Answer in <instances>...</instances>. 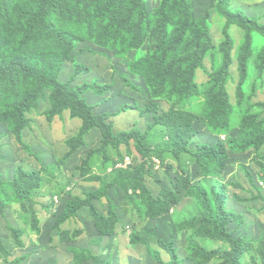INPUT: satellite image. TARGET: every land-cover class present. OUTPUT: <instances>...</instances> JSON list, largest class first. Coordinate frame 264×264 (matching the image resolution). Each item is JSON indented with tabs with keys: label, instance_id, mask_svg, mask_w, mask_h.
<instances>
[{
	"label": "rangeland",
	"instance_id": "obj_1",
	"mask_svg": "<svg viewBox=\"0 0 264 264\" xmlns=\"http://www.w3.org/2000/svg\"><path fill=\"white\" fill-rule=\"evenodd\" d=\"M161 1L143 0L141 6L135 7L121 0H53L52 9L71 18L70 25L63 27L62 30L75 45L70 54L71 60L62 65L59 81L70 85L73 90L82 85L94 83L100 86H111L112 89L119 85L123 90L124 83L121 76L126 72L136 86L144 87L141 93L132 92L133 95L138 96V104L142 108L147 102L154 100V95L143 78H137L127 72L130 61H136L143 56H152L156 60V67L163 68L167 74L181 81L183 76L181 64L174 62L172 57L165 61V49L160 47L161 34L156 11ZM227 2L231 10L240 11L246 17L256 18L259 24L264 25V0H227ZM194 5L197 17L208 16L209 43L199 45L193 37H181L174 29L169 32V40L172 44L180 43L179 55L188 59L189 63L195 60L200 62L201 66L195 72L194 81L200 91L201 99L218 97L224 89L228 95V101L235 107V114L241 117H253L264 128V61L260 58V49L264 44L262 36L257 34L255 37L253 52L246 61L244 77L241 72V60L244 58V53L241 51L244 45V32L235 25L230 27L229 33L234 40V48L227 55L222 47L225 40L223 31L226 20L217 13L216 0H194ZM101 36L107 38L104 47L96 43ZM111 45L119 47L125 57L120 58L115 55L116 51L111 49ZM79 68L81 71L76 75ZM34 83L33 78L20 72L18 75L8 76V80L0 81V91L12 92L16 100L20 101L29 92V86ZM115 90L117 95L121 91L116 88ZM49 96L50 92L44 91V99L40 102L39 110L27 116L30 126L26 131L24 130L27 144L35 146L41 152L44 151L43 146L46 144L52 147L49 153L44 155L47 159L51 154L56 153L54 162L47 166H51L53 171L45 176V186L34 193L39 231L32 228L35 214L29 203L26 202L23 206L9 205L6 212L0 216V241L8 253L0 254V264H74L73 259L76 253H73V249L83 251L88 248H92L93 254L99 257V261L108 258L109 254L106 253L112 250V245L109 246L106 243L107 251L102 252L96 244L92 243L97 235L96 230H93L94 218L89 208L81 209L72 217L63 215L66 220L59 221L71 199L75 197L86 199L89 193L97 191L91 180L98 175L93 173H107L108 167L105 165L108 163L109 169L115 170L116 166L123 164L126 158H130L135 164L139 163L138 149L134 142L129 143L128 147L109 148L107 151L95 153L103 144L99 129L92 131L86 148L80 149L74 158L65 160L66 155L63 153L65 143L62 142L66 138L74 137L81 123L76 121L78 125L72 122L69 124L64 118L56 123L54 120L49 123L44 115L50 110ZM133 102L136 104L132 98L121 103L115 102L109 109L117 112L125 103L131 106ZM168 108L169 105L163 102L161 113ZM7 119L6 112L0 108V122ZM205 125L199 121L195 123L198 131L207 127ZM66 127L67 129L70 127L69 132L65 130ZM133 129L130 128V131ZM147 129L148 125H145L144 131L146 132ZM160 132V129L156 128L147 133L142 146V157L149 156L150 148L161 136ZM238 132L239 130L236 129L231 135L236 136ZM224 137L222 141L225 142L228 135ZM218 140L220 138L216 135L215 140L207 138L206 144L196 141L192 144V148L197 150L198 146L207 144L212 147ZM26 158L28 156L25 151L16 144L7 127L0 123V179L11 180L18 168L27 171L38 168L34 160ZM24 160L29 166L22 162ZM149 162H151L149 168L153 169L151 174L156 181L166 178V164L160 163V169H156L157 165L153 166L151 159ZM110 175L112 174L109 173L107 177ZM189 177L201 184L212 181L206 180L197 166L189 168ZM259 180L264 182V147L258 151L248 150L242 154L229 151L228 166L222 175L221 182L216 184V194L218 193L216 197L219 198L220 203H223L224 209L240 216L238 223L230 224L228 227L234 239H237V242L242 240L243 243H249L248 251L238 260V264H264V191L259 187ZM150 183L153 185L152 180ZM100 185L105 187L102 182ZM129 191L133 196L135 195L132 190ZM119 192L117 198L121 202L123 199L128 202L125 199V192L122 189ZM55 196L58 198L57 204L53 202ZM103 201L104 199L95 201V205L105 214L110 210V200ZM172 209L173 212L155 225H153L154 222L146 225V221L141 218L128 222L123 225L122 234L138 231L144 234L145 240L156 248H160V240L168 245L175 243L182 254L189 253L187 237L194 230H202L212 236L219 235L217 234L218 226L214 220L210 223L209 218L201 214V209L195 201L187 205L186 212L176 207ZM191 215L193 216L190 217ZM12 228L21 231V235L19 234L21 244L15 242L11 233ZM63 232L67 233L66 240L61 239ZM123 241L127 242L126 238ZM124 242H122L123 245ZM207 242L211 245L215 243ZM231 247L229 243L216 242L214 250H218L220 255L210 264L225 262L228 258L226 251H230ZM194 252L202 258L205 257V253L197 247ZM114 258L128 261L131 257L123 254L119 257L115 255ZM17 259L21 261L14 263ZM82 264H96V262L88 261Z\"/></svg>",
	"mask_w": 264,
	"mask_h": 264
},
{
	"label": "trees",
	"instance_id": "obj_2",
	"mask_svg": "<svg viewBox=\"0 0 264 264\" xmlns=\"http://www.w3.org/2000/svg\"><path fill=\"white\" fill-rule=\"evenodd\" d=\"M121 1L135 7L141 6L143 2V0ZM52 5L53 0H0V81L8 80V76L18 75L20 72L26 73L35 80V83L29 86V92L20 101L16 100L12 92L0 91V108L6 112L8 118L0 123L7 127L15 142L31 155L29 148L23 142V132L30 124L27 116L39 110L40 102L44 99V91H49L50 110L44 114L49 123L56 117L62 118L65 113H69L70 119L81 122L76 136L65 142L68 148L66 158L81 149L85 145V138L95 129H99L103 137V144L95 153L107 151L109 148L128 147L129 143L134 142L137 145L139 158L138 164L133 162L134 167L132 165L128 169H115L110 177H106V181L101 176L92 179L91 181L102 182L105 187L103 188L102 185L98 191L89 193L86 199L78 197L71 199L62 216L72 217L81 209L89 208L100 236L92 242L99 244L103 238L115 234L119 222L116 206L112 202L106 215L95 205V201L108 198L109 189L120 187L125 192V199L143 220L168 216L172 208L182 201L178 193L184 191V197L194 198L201 209V214L208 217L210 223L214 220L219 234L212 236L202 230H194L189 236L187 247L190 259L196 264H210L219 258L218 250H208L197 241V238H204L229 243L232 247L230 251H226L228 258L221 264H238V260L248 251L249 243H243L242 240L237 242L238 240L234 239L228 229L230 224L239 222L240 216L224 209L223 203H220L219 198L216 197L218 196L216 184L220 182L217 178L223 175L228 166L229 151L242 154L248 150L258 151L264 147V128L253 117H241L235 114V107L228 101L224 89L218 97L201 99L200 91L194 81L195 72L201 66L200 62L195 60L189 63L188 59L179 55L180 43L172 44L169 40V32L174 29L181 37H193L199 45L209 43L208 16L195 15L194 0H162L156 11L161 34L160 47L165 49V61L172 57L174 62L181 64L183 69L181 81L167 74L163 68L156 67L154 57L143 56L129 63V72L145 80L144 82L152 89L154 100L147 102L144 108L135 104L123 106L114 114L95 116L93 107L87 104L83 95L92 93L101 97L111 87L92 84L82 85L73 90L70 85L59 81L62 65L71 60L70 54L75 45L62 30L70 23V16L55 12ZM216 11L226 20L223 31L225 40L222 47L227 55L234 48V40L229 33L230 27L235 25L244 32V45L241 49L244 58L241 60V72L245 77L246 61L253 52L256 35L262 36L264 40V25L259 24L256 18L246 17L240 11L231 10L227 0H216ZM106 39L105 36H101L96 43L104 47ZM112 48L116 51L115 55L120 58L125 57L119 47L111 45ZM260 58L264 61V44L260 49ZM80 71V68L77 69L76 75ZM123 81L134 91H142L129 81L127 75L123 76ZM160 101L169 105L167 111L161 113ZM192 108L194 110H191ZM130 111L138 112L141 118L153 116V123L148 126L146 132L135 127L131 131L116 135L110 121ZM198 121L206 124L209 132L219 136L220 140L215 146L200 145L197 150L192 149V144L199 135L195 127ZM156 128L160 129L161 136L150 148L149 156L142 157V146L146 135ZM236 129L239 130L238 134L231 135ZM225 135H228V138L224 142L221 137ZM150 159L153 161V166L155 160L163 165L166 164L168 174L173 171V166L167 164L169 161L178 165L174 188H163L159 197H155L146 184V176L153 177L151 174L153 169L149 168ZM191 166H197L201 169L203 177L212 181L202 184L194 182L189 177ZM51 171H53L51 167H42L39 171L18 168L11 180L0 179V216L6 212L9 205L23 206L26 202L35 214L34 193L43 188L44 178ZM44 173L46 175H43ZM129 190L135 195L133 196ZM65 220L66 217L63 216L59 222ZM32 228L39 231L36 214ZM11 233L15 242L21 244L19 241L21 231L12 228ZM66 235L67 233L63 232L61 239L66 240ZM130 242L146 245L149 254L160 264H182L172 243L168 245L159 241L160 247L171 255L170 262H164L160 253L144 242L138 233L130 234ZM196 247L205 253L204 258L195 254ZM73 253H76L74 264L98 260L90 249L83 251L73 249ZM0 254H8L2 241H0ZM20 261L21 259H17L14 263Z\"/></svg>",
	"mask_w": 264,
	"mask_h": 264
},
{
	"label": "crops",
	"instance_id": "obj_3",
	"mask_svg": "<svg viewBox=\"0 0 264 264\" xmlns=\"http://www.w3.org/2000/svg\"><path fill=\"white\" fill-rule=\"evenodd\" d=\"M127 72H129V71H127ZM124 75H127L129 81L133 85H135L132 82L131 77H129L130 75L126 74V72L121 76V80L122 81H123V76ZM131 75L139 78L135 74H131ZM122 81H121V83H122ZM116 83L118 85V81L117 80H116ZM123 83H124V81H123ZM94 84H96V83H94ZM137 87L140 88L142 91L144 90V87L142 85H138ZM115 88L118 89V90L119 89L121 90L120 92H118V95L116 93ZM133 91L134 90L132 88L127 87L126 84L124 83V89L123 90L118 85L117 87H114L113 89L111 88L108 92H105L103 94V96H101V97L94 96L92 93H87V94L83 95V98L85 99V101L87 102V104L89 106L93 107V113H94V115L95 116H100V115H105V114H114V113H116V110L113 111V110H110L109 109L110 106L114 105L115 102H120L121 103V102H124V100H128V99L131 100V98H132L133 101L134 100L136 101V105H138L140 108H142L138 104V102H139V98H137L138 96L133 95V93H132ZM138 93H139V91H138ZM162 103H163V101H160L159 102V104H160V110L162 109ZM129 105L130 104L125 103L124 106H129ZM134 105H135V102H133L131 106H134ZM165 111H167V109ZM65 115H67V117ZM63 118L69 124H71V122H72L75 125H78V123L76 121H79V120H72V119H70L69 118V113H65L62 118L56 117L53 120L56 123V121H58L59 119H63ZM110 123L113 125V127H114V133L116 135H118L121 132L130 131V128H135V127L138 128L139 130L145 132L144 131V127H145V125L146 126L147 125L149 126L151 123H153V116H145L144 118H141L138 112L130 111V112L126 113V114L121 115L120 117H117V118L112 119L110 121ZM80 125H78V129L77 130H79ZM29 126H30V124H29ZM27 129H25V131ZM65 130H67V132H69L70 127H69V129H67V127H66ZM196 130L198 131V129H196ZM25 131L23 132V142L29 148V150L31 152V155H29V154H27L25 152V154L28 156V158H26V159H28V160L29 159L34 160V162L38 166V168H33V170L34 171H39L40 168L47 167V166L51 165V163L54 162V157L56 158V153L51 154L49 159H47L46 156H44V155L46 153H49L48 151H50V149L52 147H50L49 145L46 144V146H43V147H45L44 148V151L41 152L37 148H35V146L27 144L26 143L27 142L26 141V136L24 134ZM94 131H96V129L93 130V132ZM198 133H199V135H198L196 141H200L201 144H206L207 143L206 142L207 141V138H208V140L210 138H212L213 140H215V136L216 135H214L211 132H209L208 129H207V127H204L202 129H200L198 131ZM91 134H92V131L85 138V140H84L85 145L82 147L83 149L87 147L88 138L91 136ZM67 140H69V138L64 139L62 143L64 144ZM63 147H64L63 153L66 155L65 157H67L68 148L66 147L65 144H64ZM78 151H80V149ZM77 152L74 153L73 155H71L69 158H65V160H70L71 158H74L75 155L77 154ZM22 162L25 163V164H27L29 166V164H28V162L26 160H24ZM168 163H169V165L173 166V171L170 174L166 173L167 180H166V178H163V179H160V180L156 181L153 177L146 176V184H147L148 188L153 192V194H154L155 197H159L161 195V190L163 188L173 189L174 188V184L176 183V174H177V170H178V165L176 163L172 162V161H169ZM105 166L108 167L107 168L108 169L107 173L104 172V173H93V174H97L98 176H101L102 179L106 181L107 180L106 177L108 176V174L109 173H113L114 170L111 169V168L109 169V167H110V164L109 163L106 164ZM132 167H134V166H132ZM221 178H222V176L220 178H217V179L221 180ZM150 180L153 181V185L150 183ZM206 180H211V179L206 178ZM194 182H196V181H194ZM207 182H209V181H207ZM91 183H94L92 185L94 186V189L95 190L98 191L100 189V186H101V185L99 186V184L101 183L100 181H92ZM119 190H121L120 187L111 188V189L108 190V198H103L105 202H107V201L110 200V202H112L116 206V213L118 215L119 222H118V224L116 226L115 234L112 237H105V238L102 239L101 243H99V244H96L95 243L96 246L98 248H100L99 250H101L102 252L107 251V249L105 248L106 243H108L109 246L112 245V250L111 251H107L108 253H106V254H109L108 255L109 257L106 258L103 261H99V257H97L98 260H97L96 264L97 263H105V262H109L110 264H160L159 262H157L155 260V258L152 255L149 254L146 245H144V244H134V243H131L130 242V234L131 233H128L127 232L125 234H122L123 233V225L124 224H127L128 222H131L133 220L135 221L137 219H140V217L137 215L136 211L133 209V207L128 202L124 201V199H123V202H121L117 198L118 194H120ZM178 195L180 197H182V201L180 202L179 205L174 206L177 209H182V210H184V212H186L185 210L187 209V205L190 204V203L192 204V202H194V201L196 202V204L198 206V203H197V201L194 198H186V197H184V191L179 192ZM36 206H37V204L35 205V207ZM35 207H34V209H35ZM108 211L105 213V215L108 213ZM82 212H84V210ZM80 214L81 213H79V216H81ZM192 216L193 215H191L190 217H192ZM165 217H167V216H165ZM165 217H161V218H158V219H147V220H145L146 221L145 224L146 225H149V224H151L153 222H154L153 225L158 224V223L162 222L165 219ZM187 217L189 218V216H187ZM92 222H93L92 223L93 224V230L94 229L96 230L94 220ZM182 232H185V231H182ZM136 233H138L142 237V240L144 242H146L147 244H149L154 250H156L157 252L160 253V255H161V257H162V259H163L164 262H170L171 255L168 253V251L166 249L161 248V247L160 248L153 247V244L148 243L145 240L144 234H142V233H140L138 231H136ZM189 234L191 235L192 233H189ZM96 235H97L96 238H99L100 237L99 234L97 233V231H96ZM125 238H126L127 242H124L123 241V240H125ZM188 240H189V237H187V243H188ZM197 241L199 242V244H201L202 246H204L208 250H214V245L216 244V242L223 243L222 241H217V240H212V239H204V238H197ZM207 241H213L215 243L213 245H211L210 243L208 244ZM122 242H124V245H123ZM92 243H94V242H92ZM174 247H175V249L177 251V255H178L180 261L182 262V264H196L194 261H192L190 259L189 253L182 254V252L177 248V246L175 245V243H174ZM187 247H188V245H187ZM88 249H90L92 251V248H88ZM123 254H125V256L126 255L127 256H130L131 257L130 260H128V261L127 260L121 261L119 259H115L114 258L115 255H117L119 257V256H123ZM89 262H91V261H89Z\"/></svg>",
	"mask_w": 264,
	"mask_h": 264
},
{
	"label": "built area",
	"instance_id": "obj_4",
	"mask_svg": "<svg viewBox=\"0 0 264 264\" xmlns=\"http://www.w3.org/2000/svg\"><path fill=\"white\" fill-rule=\"evenodd\" d=\"M225 137L224 136H222L221 137V139H224ZM155 164L157 165V168L156 169H160L159 168V165H160V162L159 161H157V160H155ZM133 165V161L130 159V158H126L125 159V162L123 163V164H119L118 166H116V169H128L129 167H131ZM259 183V187L261 188V190L262 191H264V182L263 181H258ZM53 202L55 203V204H57L58 203V198H57V196H55L54 198H53ZM171 212H173V210L171 211Z\"/></svg>",
	"mask_w": 264,
	"mask_h": 264
}]
</instances>
